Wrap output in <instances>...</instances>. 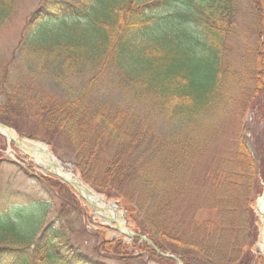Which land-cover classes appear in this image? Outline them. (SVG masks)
Instances as JSON below:
<instances>
[{
  "label": "trees",
  "instance_id": "obj_1",
  "mask_svg": "<svg viewBox=\"0 0 264 264\" xmlns=\"http://www.w3.org/2000/svg\"><path fill=\"white\" fill-rule=\"evenodd\" d=\"M19 1L0 0V29ZM241 2L42 0L20 41L26 72L18 79L4 72L0 123L22 135L16 119L27 117L45 133L29 138L46 142L57 155L65 145L81 180L119 202L131 229L160 253L183 264H264L253 250L259 231L253 206L264 194V144L251 132L256 154L238 137L227 150L208 155L213 138L205 129L228 100L223 60ZM245 2L263 84L264 0ZM108 74L112 89H98L97 80ZM89 75L94 78L82 89H71ZM44 78L56 89L46 90ZM112 93L121 97L120 105ZM149 114L176 124L158 136ZM22 169L49 203L0 190V264H178L139 239L130 245L102 239L93 249L98 259L84 255L71 239V225L91 222L84 204L59 179ZM52 213L56 218L50 220ZM199 214L207 218L199 220Z\"/></svg>",
  "mask_w": 264,
  "mask_h": 264
},
{
  "label": "rangeland",
  "instance_id": "obj_2",
  "mask_svg": "<svg viewBox=\"0 0 264 264\" xmlns=\"http://www.w3.org/2000/svg\"><path fill=\"white\" fill-rule=\"evenodd\" d=\"M41 1L42 0H20L15 6V14L12 19L3 29H0V84L6 68L10 76L17 79L20 78L25 71L23 61L19 55L20 41L27 18L37 10ZM245 1L246 0H242L240 4L241 8L239 11L238 23L234 28L236 33L228 38L226 44L228 56L223 60L224 73L226 71L229 72L227 75L229 80L226 89H229L230 95L228 94V100L225 102V105H223L224 108L219 117L209 119L205 126L210 137L213 138V144L210 145V151L213 152H210L208 155L221 150H227L230 144L238 137L246 142L253 154H256L254 149H252L254 146V138L251 132H254L255 136L260 140V143L264 144V90H261L264 89V83L260 84V78H257L258 66L257 56H255L257 33L253 24L250 7ZM92 77V75H89L87 77L77 78L72 83L71 89H82L83 85L94 78ZM101 80H97L98 85L100 84L98 89H112L110 87L112 83V74L101 77ZM41 82L46 90L56 89L55 85L49 82L48 79L44 78ZM52 95L57 96L56 93ZM111 95L115 104L120 105L122 103L121 97L117 93H112ZM140 112L143 114V107L140 108ZM148 119V123L158 130V136L168 133L172 130L170 126L173 128L176 124L174 121H168L165 117L154 116L153 114H149ZM16 123L18 130L22 133V135L18 133L22 139L30 143L34 142L45 145L48 153L53 155L64 169L73 172L97 197L108 204L115 203V201H106L101 195H98L94 189L81 180L80 175L76 171L73 155L65 145L59 147L60 153L58 155L52 153L50 146L46 142L28 137L32 132L41 137H45L44 132L38 133V131L35 130V121L32 119L28 120L27 117H17ZM210 124L212 125L209 129ZM2 137L3 140H0V190H5L7 193L27 196V198L33 197L39 201L49 203L48 197L42 194V189L38 186L36 180L33 178L29 179L25 176L26 174L23 172L24 169L22 168H29L30 171H32L31 168H34L35 174L38 176L39 174L44 175L43 170L36 161L31 158L32 156L30 154L21 151L13 142H10L7 137ZM256 158L258 159V156H256ZM2 161L5 162L1 163ZM77 197L84 204V206H82V213L85 214L84 217L91 218L92 216L91 222L85 223V227L83 228L79 222H77L75 226L71 225L73 231H75L74 234L71 235V239L73 243H76L83 250L82 253L84 255L98 259L93 253V249L96 248L102 239H108L109 241L123 239L127 245H130L134 239H139L136 237H126L118 232V227L113 222L114 213L111 210H103L100 208L98 211L100 215L95 216L91 207L84 202V199L79 196ZM262 200H264V195L258 197L253 206L254 214L259 221L258 238L253 250L264 259V249H262L264 210H261L259 207L260 201ZM24 212L27 213L29 210L25 208ZM116 214L123 220H126L125 212L119 207ZM55 218L56 216L53 213L49 216L50 220ZM206 218V214L198 215L199 220H205ZM101 226H108L109 229L104 232ZM126 227L132 230L131 228H133V225L127 220ZM96 231H102L104 235L102 232L99 234ZM136 235L143 236L140 234ZM140 242L144 243L141 240ZM169 256L172 255L169 254Z\"/></svg>",
  "mask_w": 264,
  "mask_h": 264
},
{
  "label": "water",
  "instance_id": "obj_3",
  "mask_svg": "<svg viewBox=\"0 0 264 264\" xmlns=\"http://www.w3.org/2000/svg\"><path fill=\"white\" fill-rule=\"evenodd\" d=\"M0 134L4 135L5 137H9L8 139L13 142L20 150H24V146L23 144L26 143L25 140H23L13 129L5 127L0 125ZM12 134L14 136H12ZM12 136V137H11ZM49 158L50 159H54L56 162L55 157L51 156L49 154ZM44 169V168H43ZM44 171L54 177H57L58 179H60L62 182H64L65 184H67L68 186H70L72 189H74L77 194L83 198L97 213L98 210L100 208L107 209V208H103V207H99L97 205H95L92 201H90V199L88 198L89 195H93V192H91L78 178L76 175L71 174L69 171H65L60 165H58V163H54V167H52L51 169H44ZM70 173L71 175H73L76 179L75 180H71L66 174ZM80 187V189H79ZM80 190H84V193L86 196H84ZM112 209L111 211L114 213V218H113V222L116 224V226L118 227V232H120L121 234L125 235L126 237H133V238H139L141 241L145 242L147 245L151 246L157 253H159V250L155 247V245L148 240L146 237L143 236H139L136 235L134 232H132L129 228L126 227L127 224V220L124 221L123 226L121 228V222L118 220V215L116 214V206L117 204H112ZM114 207V208H113ZM165 257L171 258L173 260H175L178 264H183L178 258L173 257V256H169V255H163Z\"/></svg>",
  "mask_w": 264,
  "mask_h": 264
},
{
  "label": "bare ground",
  "instance_id": "obj_4",
  "mask_svg": "<svg viewBox=\"0 0 264 264\" xmlns=\"http://www.w3.org/2000/svg\"><path fill=\"white\" fill-rule=\"evenodd\" d=\"M12 136H14L12 134ZM11 136V137H12ZM9 138V137H8ZM24 152L30 154L32 156V158L36 161V163L44 169H51L52 167H54V163L55 160L54 159H50L49 158V153L48 150L46 149V146L43 144H32V143H24ZM66 174V173H65ZM71 180H75L76 178L71 175L70 173L66 174ZM80 189V187H79ZM81 193L85 195L84 190H80ZM89 199H91L93 202H96L98 204H101V202H99L95 197H92L91 195L88 196ZM261 210H264V200L260 201V205H259ZM114 208V207H113ZM118 220L121 221V228L123 226L124 220L119 216ZM124 227V226H123ZM262 249H264V232H263V243H262Z\"/></svg>",
  "mask_w": 264,
  "mask_h": 264
}]
</instances>
